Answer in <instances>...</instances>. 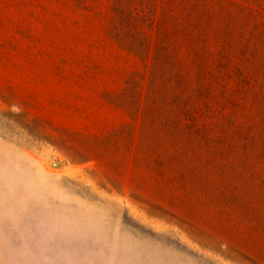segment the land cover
<instances>
[{
	"label": "rangeland",
	"instance_id": "374dc122",
	"mask_svg": "<svg viewBox=\"0 0 264 264\" xmlns=\"http://www.w3.org/2000/svg\"><path fill=\"white\" fill-rule=\"evenodd\" d=\"M0 264H264V0H0Z\"/></svg>",
	"mask_w": 264,
	"mask_h": 264
}]
</instances>
